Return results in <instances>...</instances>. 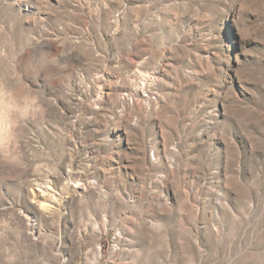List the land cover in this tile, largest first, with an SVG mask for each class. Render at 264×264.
I'll use <instances>...</instances> for the list:
<instances>
[{"label": "rangeland", "instance_id": "1", "mask_svg": "<svg viewBox=\"0 0 264 264\" xmlns=\"http://www.w3.org/2000/svg\"><path fill=\"white\" fill-rule=\"evenodd\" d=\"M0 264H264V0H0Z\"/></svg>", "mask_w": 264, "mask_h": 264}]
</instances>
